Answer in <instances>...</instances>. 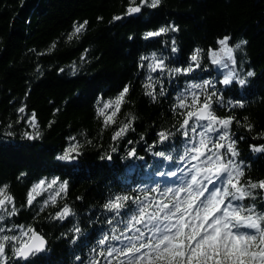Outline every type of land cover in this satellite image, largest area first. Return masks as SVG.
Instances as JSON below:
<instances>
[{"label":"trees","instance_id":"obj_1","mask_svg":"<svg viewBox=\"0 0 264 264\" xmlns=\"http://www.w3.org/2000/svg\"><path fill=\"white\" fill-rule=\"evenodd\" d=\"M139 4L140 0L135 4L132 0H0V189L12 197L11 203L6 202L7 211L0 212L4 216L0 235L19 236L23 231L27 242L31 228L48 242L27 260L14 256L9 243L4 264L126 262L122 254L107 253L125 247L126 237L135 234L125 227L137 207L133 200L143 201L146 194L149 201L159 200L166 188H172L169 180L183 178L193 165L203 167L200 160L180 159L204 131L180 127L190 110L178 107L180 97L190 106L193 93L199 103L215 93V114L233 117L229 135L238 155L227 154L225 160L231 159L244 173L241 186L264 181V152L253 150L264 146V0H161L156 8L145 5L140 13L128 14L129 7ZM117 16L121 19H114ZM85 21L82 32L73 36L74 28ZM160 28L169 31L145 38ZM225 37L236 60L230 66L237 78L229 85L222 83L230 72L228 66L213 64L210 56L220 51L219 40ZM241 39L246 43L238 49ZM197 49L199 67L191 60ZM153 55L163 61V71L148 68ZM190 65L191 73L170 71ZM248 72L254 75L249 77ZM239 79L245 84L240 85ZM204 80L211 84L190 88ZM125 87L129 92L115 122L106 126L98 109ZM149 91H154L155 99L146 94ZM114 108L105 110V115ZM126 123L131 128L113 139ZM161 132L168 134L163 142ZM208 135L213 140L218 137L216 132ZM73 146L76 151H69ZM66 153L80 163L57 159ZM41 180L45 182L41 194H33L29 205L28 194ZM53 180L57 183L48 187ZM61 184H66L64 191ZM157 188L158 192L152 191ZM248 190L252 197L232 204L253 209L254 218L264 215V189ZM118 196L131 198L123 202L119 214L105 207ZM45 201L48 204L41 211ZM66 206L71 214L63 221L53 219ZM13 207L16 213L9 215ZM105 236L109 239L100 244Z\"/></svg>","mask_w":264,"mask_h":264},{"label":"snow or ice","instance_id":"obj_2","mask_svg":"<svg viewBox=\"0 0 264 264\" xmlns=\"http://www.w3.org/2000/svg\"><path fill=\"white\" fill-rule=\"evenodd\" d=\"M135 4V0H132ZM161 0H140V4L131 6L127 9L128 14L140 13L141 8L145 5L156 8ZM114 19L119 20L117 16ZM87 21L74 28L73 36L81 33L85 28ZM175 31L176 29H172ZM168 28H160L156 32L146 33L145 38L160 36L162 33L168 32ZM72 39V36L69 37ZM222 46L220 53H223L232 64L236 63L234 58V49L228 46V38L219 40ZM175 51V49H173ZM220 53L210 52L213 64H221L219 58ZM200 50L197 49L195 54L191 56V60L195 62V66L199 67ZM142 59H147L142 57ZM163 61L152 57V62L148 64V68L155 72L157 69L164 70ZM227 67V64H224ZM173 73H191L194 71L193 66L187 68H175L170 70ZM250 77L253 72H248ZM237 78L234 71H230L223 79L224 85H229ZM151 80V77H149ZM239 84L244 85L245 80L239 79ZM211 84V81L204 80L203 84H192L190 88L200 89ZM146 88H153L152 84L145 85ZM129 92L125 87L115 100L104 103L103 107L98 109V114L105 117V125L114 123V117L120 109L126 94ZM155 99L154 91L146 93ZM163 95V92L160 93ZM192 104H186V98H178V107H189L190 110L185 113V119L180 125L181 128L191 127L192 132L197 127H203L204 131L199 133L200 139L192 147L186 148L181 160L190 157L191 160H200L203 167L193 165L188 170L189 179L176 188H166L161 193V199L153 198L149 201L146 194L144 200L139 198L133 200L137 205L136 210L126 221L125 227L128 231L134 232L132 236L126 237L127 243L125 247L116 249L110 248L108 255L114 252L127 257L126 262L121 264H264V215L253 217V209L245 210L242 206H235L228 203V198L241 201L247 197H252L253 193L248 189L261 188L264 189V181L259 184L249 183L247 187L241 186L240 177L244 173L240 170L239 165L234 164L231 159L225 160V155L231 154L236 156L235 142L229 135V129L233 123V117L221 118L215 114L212 109V97L215 93L205 96L204 102L199 103V97L192 94ZM219 103V98H217ZM199 103V107L197 104ZM115 106L110 115H105V110ZM243 107V104H237ZM24 112V108L19 109ZM195 121L190 125V121ZM207 121L206 124L201 122ZM33 126L35 122L33 119ZM250 127V126H249ZM131 128V123H126L117 131L113 139L122 137ZM216 132L218 137L213 140L209 133ZM185 135L188 132L185 131ZM161 142L168 138V134L159 133ZM29 138H33L29 136ZM228 141L226 144L222 143ZM211 145V147H209ZM220 149H226V153H221ZM256 152H264V146L253 149ZM69 151L75 152L73 146ZM115 151V149H113ZM134 155V152L129 153ZM159 155L164 156L161 152ZM66 158L70 156L66 153ZM171 159V157H167ZM194 169V170H193ZM170 175L175 176L172 172ZM219 181L222 187H215V183ZM44 181L32 189L33 193L41 191ZM57 181H51L48 186L51 187ZM213 187L209 188L208 185ZM66 184L60 185V191H64ZM158 192L159 189H152ZM171 194V195H169ZM131 199L128 196L116 197L115 201L109 202L105 207L110 211H119L125 207L124 201ZM33 197H28V203H32ZM6 202L11 203L12 197L5 194L4 189H0V212H6ZM247 211L249 215H244ZM16 209L13 207L9 215H15ZM71 214L69 208H64L60 215L68 216ZM0 215V219H3ZM242 228L254 230L257 235L240 231ZM32 231V230H31ZM246 233L241 235V233ZM251 237V240L249 239ZM109 237L105 236L100 240V244H104ZM113 240H121L119 236H112ZM122 243L124 241H121ZM21 253L18 251L17 255Z\"/></svg>","mask_w":264,"mask_h":264},{"label":"clouds","instance_id":"obj_3","mask_svg":"<svg viewBox=\"0 0 264 264\" xmlns=\"http://www.w3.org/2000/svg\"><path fill=\"white\" fill-rule=\"evenodd\" d=\"M246 41L241 39L237 44L236 48H240L242 44H245ZM253 76V75H252ZM256 152V151H255ZM60 161H69L72 159L75 163L79 164L80 161L77 160L75 157L72 158H66L65 155H60L57 157ZM49 187V186H48ZM39 196L41 194V191H36L33 193L31 191L28 195L32 196L34 199V195ZM51 200V203L54 205L56 203L55 196H52L49 198ZM31 203H29L30 205ZM48 204V201H45L44 206L41 207V211L44 210V207H46ZM65 208H68L67 206ZM66 218L64 215H60V213H57L53 219H59L63 221ZM4 219V217H3ZM0 219V220H3ZM22 227V226H21ZM32 229L29 228L28 232H31V239L28 242L23 241V237L25 233L22 231L19 236H13V235H0V264H4L5 262V248L10 243L12 245V253L14 256L22 259L27 260L29 256H35L37 253L43 251L45 249L46 241L43 236L39 235L38 233H35L31 231ZM4 229L0 228V233H2ZM246 233H241V235H245ZM259 234V233H257ZM251 240V237L249 238ZM20 252V255H17V252ZM10 259V257H9Z\"/></svg>","mask_w":264,"mask_h":264},{"label":"rangeland","instance_id":"obj_4","mask_svg":"<svg viewBox=\"0 0 264 264\" xmlns=\"http://www.w3.org/2000/svg\"><path fill=\"white\" fill-rule=\"evenodd\" d=\"M221 47H222V46H221ZM218 53H220V51H219ZM219 58L221 59L222 63L227 64V66H228V68H229L230 71H233V70H234V67H233V66H230V65H234V64H232L231 61H229V60L227 59V57L224 56L223 53H220ZM176 185H177V183H172V186H173L174 188L176 187ZM208 187H209V188H212L213 185H212V184H209ZM215 187H221V182L217 181V182L215 183ZM229 199H230V197L228 198V201H227L228 203H230V202H229ZM246 230H247V231H251V229H247V228H246Z\"/></svg>","mask_w":264,"mask_h":264},{"label":"water","instance_id":"obj_5","mask_svg":"<svg viewBox=\"0 0 264 264\" xmlns=\"http://www.w3.org/2000/svg\"><path fill=\"white\" fill-rule=\"evenodd\" d=\"M35 233H38L39 235H41V236H43L44 237V239H45V241H46V244H45V247L47 246V239H46V237L42 234V233H40L39 231H35ZM30 239H31V237H30ZM30 239L28 240V241H30ZM31 256V255H30ZM29 256V257H30ZM18 258V257H17Z\"/></svg>","mask_w":264,"mask_h":264}]
</instances>
